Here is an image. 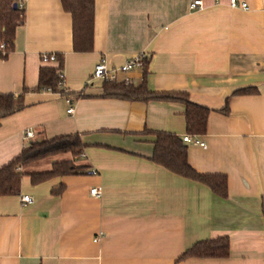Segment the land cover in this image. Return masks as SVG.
Instances as JSON below:
<instances>
[{"label": "crops", "instance_id": "crops-1", "mask_svg": "<svg viewBox=\"0 0 264 264\" xmlns=\"http://www.w3.org/2000/svg\"><path fill=\"white\" fill-rule=\"evenodd\" d=\"M191 1L94 0L92 48L80 52L60 0H23L24 23L12 51L0 56V92L22 93L25 106L0 119V166L26 146L22 133L31 128L29 141L76 133L84 148L21 171L72 160L95 173L36 184L23 174L16 194L0 195V264H264V0H245L247 9L228 0L191 9ZM141 52L148 90L185 92L209 108L197 135L205 147L186 142L187 160L200 173L224 174L225 197L149 158L153 131L188 134L183 103L98 96L94 64L103 58L117 66ZM41 53L62 54L63 87L88 96L33 90L39 68L56 64L42 63ZM142 73L126 75L138 84ZM245 86L256 92L232 94ZM225 100L227 113L220 111ZM94 186L99 197L89 193ZM218 236L228 237L226 257L178 259L196 241Z\"/></svg>", "mask_w": 264, "mask_h": 264}, {"label": "trees", "instance_id": "trees-1", "mask_svg": "<svg viewBox=\"0 0 264 264\" xmlns=\"http://www.w3.org/2000/svg\"><path fill=\"white\" fill-rule=\"evenodd\" d=\"M62 8L70 13L72 20V48L74 51H89L92 48V32L94 17V0H60ZM16 7L13 8V3ZM21 4V5H19ZM23 0H0V43H3L4 53L2 58L13 49V38L17 26L24 23ZM55 65H43L38 70L37 84L33 90H50L59 92L67 98H79L88 96L82 92L70 91L63 87V78L59 72L62 71L63 55L55 53ZM146 62L140 83L124 84L112 80L102 81V91L98 96L119 98L124 100L147 101L151 99L165 101H179L184 104L185 132L192 135L203 134L206 130L209 108L193 102L187 93L180 91H150L146 86ZM23 92L27 88L22 89ZM256 88L252 86L240 87L232 94L255 93ZM25 106L22 93L13 94L0 92V119L22 109ZM227 100L220 111L227 113ZM154 135L152 153L150 159L164 168L183 177L196 180L207 185L215 194L225 197L227 194L226 176L221 173H200L196 171L187 160V143L182 137L168 131L157 130ZM84 148L80 137L76 133L63 134L51 138L34 139L22 148V150L11 160L0 166V195L16 194L19 189V181L23 174H27L31 183L36 184L45 179L57 175L76 174L87 172L85 165L75 164L72 160L53 161L46 170L24 172L20 170L32 161L58 154L69 152L71 156H78ZM63 186L59 185L52 189L58 194ZM264 213V201H262ZM229 251L227 236H218L210 239L198 240L189 248L184 250L178 259L187 257H226Z\"/></svg>", "mask_w": 264, "mask_h": 264}, {"label": "built area", "instance_id": "built-area-1", "mask_svg": "<svg viewBox=\"0 0 264 264\" xmlns=\"http://www.w3.org/2000/svg\"><path fill=\"white\" fill-rule=\"evenodd\" d=\"M21 5V4H19ZM190 8L191 9H200L202 8L201 0H192L190 2ZM228 6L231 8H240V9H247L248 5L245 0H228ZM0 53H4L3 50V43H0ZM40 61L42 63H48V62H56L55 53H41L40 55ZM145 63V53L141 52L127 60H125L122 64L117 66H110L108 65L103 58H100L93 66L92 72H91V79H96L99 81H116V82H123L124 84L130 83V78L126 75L129 71L134 69H140L144 67ZM120 74H124L122 77H120ZM60 78H62V71L59 72ZM67 112L72 111V107L69 106L66 109ZM34 137V131L31 128L25 129L22 133V139L24 141V144H28L29 140ZM182 140L184 142H191V143H197L201 147H205V143L201 140H199L197 135L192 134H185L182 136ZM87 173H95V169L89 168L87 170ZM102 188L100 186H94L89 189V193L92 196L99 197L101 195ZM22 204H27L31 201V197L28 194H24L20 198ZM100 234V233H98ZM96 239L99 238V236L95 237Z\"/></svg>", "mask_w": 264, "mask_h": 264}, {"label": "water", "instance_id": "water-1", "mask_svg": "<svg viewBox=\"0 0 264 264\" xmlns=\"http://www.w3.org/2000/svg\"><path fill=\"white\" fill-rule=\"evenodd\" d=\"M12 6H13V8H15L16 7V3L14 2Z\"/></svg>", "mask_w": 264, "mask_h": 264}]
</instances>
